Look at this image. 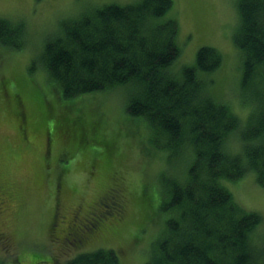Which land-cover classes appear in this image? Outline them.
Segmentation results:
<instances>
[{
    "label": "rangeland",
    "instance_id": "1",
    "mask_svg": "<svg viewBox=\"0 0 264 264\" xmlns=\"http://www.w3.org/2000/svg\"><path fill=\"white\" fill-rule=\"evenodd\" d=\"M137 1L0 0V16L26 24L23 48L0 43V264H52L53 258L65 264L78 252L98 247L117 249L124 264L147 261L169 213L160 208L161 174L183 175L187 161L170 165L169 152L152 145L148 123L127 112L126 87L65 98L41 58L62 19L93 6ZM166 17L179 24L181 53L173 63L174 73L194 66L201 46L219 49L221 67L199 75L212 81L213 95L229 103L245 123L251 108L240 89L236 0H173ZM79 117L85 122V138L75 123L74 133L62 125ZM238 138L232 134L228 149H239ZM181 155L187 158L185 149ZM225 184L237 202L261 213L263 224L251 235L259 248L264 242V187L254 172ZM112 189L120 194L123 209L115 207L102 220L103 239L80 247H70L67 240L61 245L73 212L85 217ZM60 213L68 222L58 221L52 238L50 226Z\"/></svg>",
    "mask_w": 264,
    "mask_h": 264
},
{
    "label": "trees",
    "instance_id": "2",
    "mask_svg": "<svg viewBox=\"0 0 264 264\" xmlns=\"http://www.w3.org/2000/svg\"><path fill=\"white\" fill-rule=\"evenodd\" d=\"M172 5L173 0L111 3L62 19L58 33L43 46L42 61L65 98L126 87L127 112L148 123L152 145L169 152L170 165L187 161L183 175L161 174L160 208L169 213L144 264H264V242L256 248L251 238L263 217L237 202L225 184L254 172L264 187V0H236L240 89L251 108L245 123L213 95L212 81L199 75L221 67L219 49L203 45L194 66L180 74L172 70L181 53L178 21L166 17ZM0 43L23 48L26 24L0 16ZM72 122L79 127L76 132H85L80 117L65 121L64 129L73 132ZM232 134L239 137L237 151L227 147ZM120 197L112 189L97 200L99 206L84 217L91 220L87 227L69 222L61 245L67 240L70 247H80L103 239L101 222L115 207L123 209ZM62 215L52 221V238L56 223L68 222ZM119 253L98 247L78 252L65 264H124Z\"/></svg>",
    "mask_w": 264,
    "mask_h": 264
},
{
    "label": "flooded vegetation",
    "instance_id": "3",
    "mask_svg": "<svg viewBox=\"0 0 264 264\" xmlns=\"http://www.w3.org/2000/svg\"><path fill=\"white\" fill-rule=\"evenodd\" d=\"M73 216L71 218V220L69 222H71V224L75 223L74 221H76L75 224L79 225L80 227H87L88 223L91 221V220H86L87 218H84L82 217L81 214L78 210H76L75 212H73ZM70 227L72 225H69ZM69 232H66L65 234L67 235ZM54 242H59L58 240L57 241H54Z\"/></svg>",
    "mask_w": 264,
    "mask_h": 264
},
{
    "label": "bare ground",
    "instance_id": "4",
    "mask_svg": "<svg viewBox=\"0 0 264 264\" xmlns=\"http://www.w3.org/2000/svg\"><path fill=\"white\" fill-rule=\"evenodd\" d=\"M202 179H203V177H202Z\"/></svg>",
    "mask_w": 264,
    "mask_h": 264
}]
</instances>
